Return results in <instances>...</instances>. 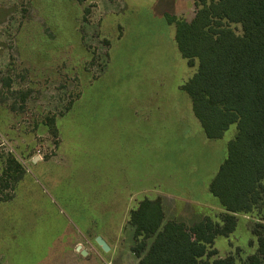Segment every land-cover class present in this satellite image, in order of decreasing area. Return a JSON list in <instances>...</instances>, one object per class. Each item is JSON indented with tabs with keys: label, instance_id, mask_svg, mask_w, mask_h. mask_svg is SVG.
<instances>
[{
	"label": "rangeland",
	"instance_id": "374dc122",
	"mask_svg": "<svg viewBox=\"0 0 264 264\" xmlns=\"http://www.w3.org/2000/svg\"><path fill=\"white\" fill-rule=\"evenodd\" d=\"M195 11L194 0H0V174L10 155L26 169L15 189L0 182L11 195L0 264H138L130 213L145 198L165 221L223 216L209 184L237 126L206 137L181 88L196 67L165 17ZM237 219L211 260L259 255L258 219Z\"/></svg>",
	"mask_w": 264,
	"mask_h": 264
},
{
	"label": "trees",
	"instance_id": "16d2710c",
	"mask_svg": "<svg viewBox=\"0 0 264 264\" xmlns=\"http://www.w3.org/2000/svg\"><path fill=\"white\" fill-rule=\"evenodd\" d=\"M195 7L190 21L170 13L165 17L175 26L181 56L196 67L181 88L206 137L219 139L230 125L237 126L228 155L209 184L224 214L191 225L165 221L162 201L145 198L130 213L136 239L132 250L138 264H236L232 256L211 260L216 254L212 247L245 214L258 219L254 234L263 256L254 255L249 262L264 264V0H195ZM6 164L1 190L15 189L26 169L12 155ZM10 199L8 193L0 197Z\"/></svg>",
	"mask_w": 264,
	"mask_h": 264
},
{
	"label": "water",
	"instance_id": "95a60500",
	"mask_svg": "<svg viewBox=\"0 0 264 264\" xmlns=\"http://www.w3.org/2000/svg\"><path fill=\"white\" fill-rule=\"evenodd\" d=\"M96 242L102 247V249L104 251H109V249H110L109 245L107 244V242L101 236H97L96 237ZM77 249L80 250L81 246H78ZM81 253L83 255H86L87 251L85 249H82Z\"/></svg>",
	"mask_w": 264,
	"mask_h": 264
},
{
	"label": "crops",
	"instance_id": "0c3cea01",
	"mask_svg": "<svg viewBox=\"0 0 264 264\" xmlns=\"http://www.w3.org/2000/svg\"><path fill=\"white\" fill-rule=\"evenodd\" d=\"M194 4H195V0H194ZM169 13V12H168ZM171 14V13H170ZM176 16H178V15H176ZM180 17V16H179ZM194 17V16H193ZM190 21V20H189Z\"/></svg>",
	"mask_w": 264,
	"mask_h": 264
}]
</instances>
